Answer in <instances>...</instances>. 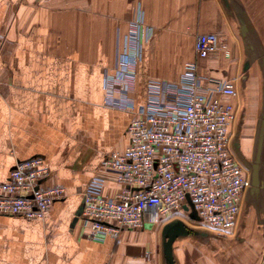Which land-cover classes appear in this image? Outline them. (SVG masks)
I'll list each match as a JSON object with an SVG mask.
<instances>
[{"label":"crops","instance_id":"1","mask_svg":"<svg viewBox=\"0 0 264 264\" xmlns=\"http://www.w3.org/2000/svg\"><path fill=\"white\" fill-rule=\"evenodd\" d=\"M224 1L223 9L221 0H0V54H31L30 61L21 56L16 64L21 75L0 76V183L17 160L39 156L47 170L41 185L65 189L41 220L0 215V264H261L264 226L256 221H238L224 233L185 223L191 230L173 241L170 262L163 230L183 217L180 212L99 240L84 235L76 214L94 175L104 180L105 195L118 188L99 165L106 154L125 148L134 112L104 102V73L113 72L116 50L138 9L152 33L137 65V103L148 80L176 82L184 65L196 60L203 76L236 79L237 96L226 100L257 116L258 77L245 76L244 92L232 29L235 5L245 6L250 20L262 21L264 0ZM209 32L220 36L228 56L219 50L196 58L195 37ZM66 53L79 54L74 75L67 72L72 60ZM88 53L97 70L91 81Z\"/></svg>","mask_w":264,"mask_h":264},{"label":"built area","instance_id":"2","mask_svg":"<svg viewBox=\"0 0 264 264\" xmlns=\"http://www.w3.org/2000/svg\"><path fill=\"white\" fill-rule=\"evenodd\" d=\"M152 30L138 9L129 34L117 48L114 70L104 73V102L134 117L126 128L127 144L110 152L100 169L115 177L117 190L107 196L104 180L94 175L83 193L77 219L84 235L116 239L124 230L156 224L174 212L195 213L200 226L227 232L236 225L250 176L231 150L230 127L237 96L236 79L203 76L196 60L187 62L176 82L148 80L137 103V65L143 42ZM227 45L217 33L197 34L196 58H206ZM47 170L39 156L17 160L0 183V215L41 220L51 205L65 197L59 186L41 185ZM187 197L191 201V208Z\"/></svg>","mask_w":264,"mask_h":264},{"label":"rangeland","instance_id":"3","mask_svg":"<svg viewBox=\"0 0 264 264\" xmlns=\"http://www.w3.org/2000/svg\"><path fill=\"white\" fill-rule=\"evenodd\" d=\"M224 0H221V7L224 9L227 4L224 3ZM236 13L235 17L237 20H234V44H235V53L236 60L241 68L240 74L237 76L239 84L243 86L245 92V76L258 77V98L260 103V108L258 110L257 116H255V111H251V109H244L243 111H236L235 116L232 121L230 132V146L233 153L237 156L238 160L248 171L249 176H251L252 166L254 163L258 166V185L251 186L245 192L242 200V206L238 221H256L259 225L264 226V140L260 147V152L257 154L258 147V130L259 123L261 118V109H262V100H263V92H264V68H263V59H264V20L260 21H252L249 19L247 12L245 11V6L235 5ZM72 11H74L72 9ZM241 18V19H240ZM241 27H244L246 30L245 34H242ZM66 55L70 56V60H72L71 69L67 72L71 75V70L74 75V61L79 59V54L76 53H66ZM90 53H88V77L91 81L92 77L94 78L96 75V71L92 63L90 62ZM26 61H30L31 54H16L13 52H7L0 54V64L2 62L5 63L0 67V76H14L21 75L20 70H16L18 65L17 62L21 59L20 57ZM248 64L249 67L244 69V65ZM28 67V66H27ZM13 68V69H11ZM18 73V74H17ZM30 75V73L28 74ZM256 87V86H254ZM247 89V88H246ZM142 90V89H141ZM105 98V97H104ZM243 125V130H239V125ZM250 124H254L253 129L255 131L245 132V128ZM248 138V146L243 145L244 139ZM258 146V147H257ZM240 148V150H238ZM237 150L240 151L239 157L237 155ZM43 166V163H42ZM100 166V165H99ZM44 167V166H43ZM45 168V167H44ZM46 169V168H45ZM55 187V186H53ZM61 187V186H59ZM51 188V187H46ZM63 188V187H62ZM182 218H179L184 224L187 223L190 225L192 223L195 225L197 222L194 219H191L188 216V213L184 211H179ZM162 222V218L160 220ZM159 221V222H160ZM237 221V223H238ZM191 230V229H188ZM264 239V234H263Z\"/></svg>","mask_w":264,"mask_h":264},{"label":"water","instance_id":"4","mask_svg":"<svg viewBox=\"0 0 264 264\" xmlns=\"http://www.w3.org/2000/svg\"><path fill=\"white\" fill-rule=\"evenodd\" d=\"M241 32H242V34H245L246 30L244 29V27H241ZM243 67H244V69L247 68L248 64H245ZM263 68H264V59H263ZM263 140H264V92H263L262 113H261L260 125H259V130H258V146L259 145L260 146L259 147L257 146L258 147L257 152H256L257 154H259V152H260V147H261ZM258 182H259L258 166L256 163H254L252 166V172H251V176H250V183H251L250 187L251 186H257ZM187 200H188V202L192 208L193 205H192V203L188 197H187ZM82 207H83V204L80 206L79 210L76 212L77 216L80 214ZM189 217L191 219H196L194 212L189 214ZM187 232H188V228L179 219L172 220L171 222L166 224V226L164 227V230H163L164 254L166 255V257L168 258V260L170 262H172V260H171V248H172L173 241L180 234H186ZM261 264H264V254H263V259H262Z\"/></svg>","mask_w":264,"mask_h":264}]
</instances>
